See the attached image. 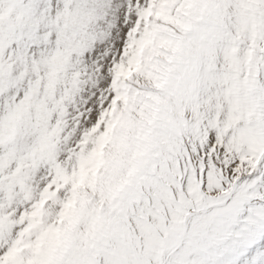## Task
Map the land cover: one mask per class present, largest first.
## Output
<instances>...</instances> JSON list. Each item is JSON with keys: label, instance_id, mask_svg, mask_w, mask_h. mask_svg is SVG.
Wrapping results in <instances>:
<instances>
[{"label": "snow or ice", "instance_id": "obj_1", "mask_svg": "<svg viewBox=\"0 0 264 264\" xmlns=\"http://www.w3.org/2000/svg\"><path fill=\"white\" fill-rule=\"evenodd\" d=\"M0 264H264V0H0Z\"/></svg>", "mask_w": 264, "mask_h": 264}]
</instances>
